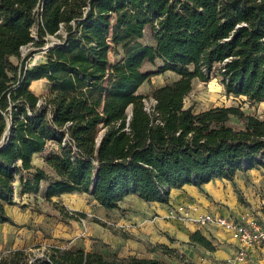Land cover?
I'll return each mask as SVG.
<instances>
[{"label":"trees","instance_id":"trees-1","mask_svg":"<svg viewBox=\"0 0 264 264\" xmlns=\"http://www.w3.org/2000/svg\"><path fill=\"white\" fill-rule=\"evenodd\" d=\"M147 28L153 43L143 45ZM49 36L63 43L40 64L9 61ZM157 61L156 71L144 69ZM215 66L226 95L264 102V0H0V224L14 225L6 208L16 183L22 195L45 183L46 201L86 194L118 210L127 196L168 205L172 189L201 190L263 166L264 120L234 106L184 108L193 80L207 82ZM164 72L178 79L157 88L147 110L138 90ZM41 79L47 94L37 97L30 85ZM36 154L49 172L32 163ZM189 243L215 250L198 231ZM151 252L177 257L164 245ZM0 264L161 263L53 248L29 262L13 251Z\"/></svg>","mask_w":264,"mask_h":264},{"label":"rangeland","instance_id":"rangeland-1","mask_svg":"<svg viewBox=\"0 0 264 264\" xmlns=\"http://www.w3.org/2000/svg\"><path fill=\"white\" fill-rule=\"evenodd\" d=\"M141 43L143 45L153 43L150 29H145ZM116 56L115 52L109 53L108 59L110 63L116 61ZM9 61L18 68L20 66L30 68L43 62L44 54L37 50L34 45H30L20 51L19 58L10 57ZM160 65L161 63L157 61L154 66L145 64L144 69L146 71H156V68ZM216 71L217 66L213 68L207 82L193 80L192 90L183 101L184 108L190 107L194 113H198L210 108L234 106L239 107L246 114L264 120V102L254 104L247 102L243 97L226 95ZM177 79L178 76L171 72L151 76L139 90V93L145 96L143 100L145 108L150 110L154 106L153 93L157 88L171 84ZM30 89L38 97H43L47 94L48 83L46 80L35 82ZM230 124L235 127L238 126L234 119ZM39 157L42 158L43 156L39 155ZM262 161L263 166L239 172L234 176L233 181L229 182L233 186V194L237 200V206L240 208V212L237 215L243 217L241 219L245 221H255L264 229V159ZM32 163L36 167H43L49 172L39 158H32ZM45 185V183L40 184L38 193H30L26 194V196L20 195L21 197L14 190L13 201L15 205L6 208V212L14 222V225L0 224V259L7 256L10 252L21 251L25 255V261L29 262L49 254L53 248H80L86 252L102 253L106 257L117 256L126 258L130 257V255L121 251L125 245L121 240L124 235H128L125 239L128 240L126 243L129 246L126 248L131 249L132 252L134 251L136 255L138 254L137 256L148 257L152 254L151 249L156 245H152L146 238L136 233L130 234L129 231L141 225H153L155 216H146L147 219L139 225L135 220L132 222L133 224L126 226L125 229L114 227L106 224L105 220H115L118 218L116 216L118 214L116 213L114 216L105 215L104 210L89 195L67 194L59 198H53L49 202L43 197ZM14 187H17L16 184ZM125 203L123 209L126 211L139 212L145 207L144 203L134 195L129 196ZM173 210L174 207L168 209L164 220L177 227L178 231L185 230L181 226L185 225V222L181 219H176L171 214ZM66 211L83 213L85 218L75 216V219H70L64 214ZM98 233L101 234L100 238ZM160 235L165 236L170 246L176 247L173 250H175L177 255L176 258L168 257L157 252L154 257L161 264H197L180 254L181 249L179 248H184L185 246L192 247L190 249H194L196 251L195 254H199L200 258H206L205 256H207L200 249L202 247L191 245L189 241L182 243L185 245L182 247L180 239L172 230L170 232L160 231ZM259 248H264V246ZM256 249L254 248L253 250ZM260 253L262 257L259 256L257 261L248 260L247 264H264V252L261 251Z\"/></svg>","mask_w":264,"mask_h":264},{"label":"crops","instance_id":"crops-1","mask_svg":"<svg viewBox=\"0 0 264 264\" xmlns=\"http://www.w3.org/2000/svg\"><path fill=\"white\" fill-rule=\"evenodd\" d=\"M44 80L45 79L34 81L31 83V85L35 82H40ZM48 146L51 147L52 145L49 144ZM39 155L40 154L33 155V158H39L40 161L43 162V159L40 158ZM16 186H17L15 188L16 192H18L19 196L20 195L22 196V194L20 193V186L18 185V183H16ZM23 196H26V194H23ZM128 197L129 196L125 197L119 203L118 210H114V209L105 210L102 208V210H104L105 212V215L107 216L108 215L114 216L116 213L118 214L116 215L118 216V218L115 220L106 219L105 220L106 224L125 229L126 226H130L131 224H133L132 222H134L135 220L138 222L139 225L142 224V222H144V220L147 219V217L155 216L153 225L146 224L143 226L141 225L140 227L135 229L134 228L130 229L129 231L130 234L136 233L140 236H143L152 245H166L168 246V248L170 247V249L171 248L176 249V247L170 246L168 244V241L165 238V236L160 235V231L170 232L172 230L174 234L180 239L181 244L187 243L189 241V235L198 231L204 238H206L212 244L215 250L211 252L203 247H202L203 249L200 248L207 254V256H205L206 258H200L199 254L198 255L195 254L196 251L194 249H190L192 247L189 248V246L187 247L182 244V247L184 246L186 247V249H184L185 247L179 248L181 249L180 254L182 256L188 258L193 263L196 262L197 264H214L215 262L227 260L234 255L236 251V243L233 240H231L229 235L222 229L216 227H207L199 230L193 226L185 224V225H181L183 228H185V230L178 231L177 227L171 225L170 222L164 220L165 215L168 212V209H171V207H175L178 205L190 207L193 210L192 212L193 214L209 213V214L221 215L234 220H240L243 217L237 215L240 212V208L237 206V200L235 199L233 194V186L229 181L224 179H214L209 183L203 185L201 190L189 185H185L180 189H172L169 192L168 205H163L155 202L146 203L141 200L144 203L145 207L139 212L128 211V210L126 211L123 209V206L126 204L125 200ZM53 198H59V197H53ZM126 236L128 235H124V237L121 239L125 244L124 248L121 251L125 252L127 255L139 257L137 256L138 254L136 255L134 251L132 252L131 249L126 248L129 246L128 243H126L128 242V240L125 239ZM168 236L170 235L168 234ZM100 237L101 234H99V238ZM261 251L264 252V248L261 249L257 248L256 250H251L248 255V260L257 261V258L259 256L262 257L260 253ZM156 253L157 252H152L150 256L148 257L143 256V258L157 259L154 257ZM248 260L244 264H247L249 262Z\"/></svg>","mask_w":264,"mask_h":264},{"label":"built area","instance_id":"built-area-1","mask_svg":"<svg viewBox=\"0 0 264 264\" xmlns=\"http://www.w3.org/2000/svg\"><path fill=\"white\" fill-rule=\"evenodd\" d=\"M41 3L42 0H40V4ZM38 10L41 11L40 5ZM57 34L64 37L62 30H59ZM31 36L34 40L36 39L34 29L31 31ZM49 41L50 43H48ZM62 43L63 42L60 38L49 36L45 39L44 46L38 50L45 55L49 48ZM30 45L32 44L21 47L20 51L26 49ZM192 212L193 210L190 207L178 205L174 207L171 214H173L176 219H181L185 224L193 226L199 230L207 227L220 228L236 243V251L232 258L215 262L214 264H244L247 262L251 250L264 246V229L253 220H234L221 215L209 213L193 214Z\"/></svg>","mask_w":264,"mask_h":264},{"label":"water","instance_id":"water-1","mask_svg":"<svg viewBox=\"0 0 264 264\" xmlns=\"http://www.w3.org/2000/svg\"><path fill=\"white\" fill-rule=\"evenodd\" d=\"M5 134H6V132H5ZM5 134H4V136H5ZM4 136H3V138H4Z\"/></svg>","mask_w":264,"mask_h":264}]
</instances>
